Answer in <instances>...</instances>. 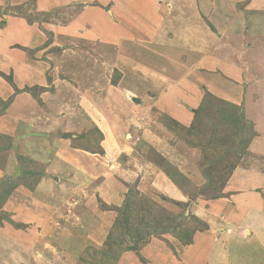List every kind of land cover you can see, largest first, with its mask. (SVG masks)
Returning a JSON list of instances; mask_svg holds the SVG:
<instances>
[{"label":"rangeland","instance_id":"1","mask_svg":"<svg viewBox=\"0 0 264 264\" xmlns=\"http://www.w3.org/2000/svg\"><path fill=\"white\" fill-rule=\"evenodd\" d=\"M91 9L102 11L92 14V25ZM233 29L240 38L232 36ZM210 31L216 37L210 38ZM208 46L210 56L203 59ZM14 50L25 60L49 64L44 87L22 86L27 77L20 73L16 80L12 69L0 68V79L19 90L13 88L10 98L24 91L39 111L58 116L63 111L64 118L48 125L47 132L31 133L46 137L47 157L52 148H61L51 172L66 185L37 186L45 173L33 144H25L30 155L24 156L17 136L0 137V168L15 147L18 170L34 171L26 178L12 170L0 177V200L5 185H13L8 198L21 204L22 216L29 210L18 217L4 207L8 198L1 205L0 264H189L183 249L212 231L218 239L211 256L218 261L264 264V202L247 207L246 200L236 199L249 169L264 174V155L249 149L256 135L264 137V103L241 105L252 125L249 134L247 126L230 121L232 102L218 96L221 84L240 94L237 82L222 70H264V0H0L1 56ZM56 77L60 84L52 83ZM260 77L258 88H264ZM189 112L190 123L180 120ZM243 139L249 140L245 153ZM259 139L255 149L264 151ZM17 155L24 158L18 161ZM130 191L139 194L131 197ZM191 193L196 197L184 209L175 202L190 200ZM128 199L137 215L154 219L155 226V219L182 212L176 232L157 233L149 224L140 239L126 241L120 220ZM35 202L62 211L49 220L56 227L30 215L41 211ZM238 204L245 211H236ZM130 221L127 226H142ZM114 223L119 226L108 240ZM96 226L99 238L105 234L101 245L90 240ZM104 250L108 259L99 263L96 256Z\"/></svg>","mask_w":264,"mask_h":264},{"label":"crops","instance_id":"2","mask_svg":"<svg viewBox=\"0 0 264 264\" xmlns=\"http://www.w3.org/2000/svg\"><path fill=\"white\" fill-rule=\"evenodd\" d=\"M204 11V10H203ZM96 12L98 14H100L102 11L100 10H96V9H91L89 10L88 16H90V24L92 25L93 21H94V16H92V14L96 15ZM102 19V16H100ZM101 19H97L98 21H101ZM25 24V23H23ZM200 26V24L197 25V27ZM69 27V26H68ZM217 26H214V28H216ZM69 29V28H68ZM195 31L197 32V28H194ZM202 30L203 27H200L199 30V34H202ZM189 33H192V30L189 29ZM230 33L232 34V36H235L238 38V36H240L241 34L238 33L235 29L230 30ZM210 38H214V36L216 37V34L210 31L209 33ZM190 36V35H188ZM208 37V36H207ZM187 42H193V40L189 39L186 40ZM207 40H198L197 42H204ZM210 42V41H209ZM206 43V42H205ZM30 45V44H28ZM206 53H205V57L203 59H207V57H209V50H210V46L206 47ZM24 51V50H23ZM254 52H257V49L254 50ZM258 53V52H257ZM1 52H0V68L2 69V71L4 70H10L12 69L14 71V77L18 75L21 76V74L23 76H26L27 79L25 81H20V83H22V86L25 85H31V84H39L40 86H47V80L45 78V75L48 71L49 68V64L47 61H41V60H29L28 58L25 60V56L21 57L20 53H15V50L13 52H8L5 54L4 57L1 56ZM213 60V59H212ZM205 64V63H204ZM238 65V64H237ZM57 66V65H56ZM55 66V67H56ZM62 67V65H58V68L60 69ZM57 69L53 67V70ZM261 69V68H260ZM227 70V69H226ZM251 67L248 70V73H244L243 70L241 69V66H234V67H229V69L225 72L224 70H222V73L226 76L229 77V80H233V82H237L236 87H239L240 90V94L239 96L236 97V94H234V90L231 89L227 86H224L223 84H221V89L219 92V97H221L222 99L225 100H229L230 102H232L233 104L236 105H242L244 108H247L248 106L253 105L254 103H264V88H258V83L257 81L259 80V78L262 75L264 76V70L263 72H261L258 68L253 69V71L250 73L251 71ZM262 70V69H261ZM1 71V70H0ZM56 72H58V70H55ZM51 72V69H50ZM50 72L48 73L50 75ZM257 72H261V73H257ZM21 73V74H20ZM58 74V73H57ZM206 75V73L204 74ZM201 76V74H200ZM248 76V81L247 83L244 84L243 79H245V77ZM152 79L155 78L153 76H150ZM202 77V76H201ZM17 80V77H15ZM57 79V80H55ZM54 79V81H52V83L54 82L55 85L60 84L61 81L56 77ZM164 79V81L167 79H169V77H167V75L164 74V77L162 78ZM159 80V78H158ZM166 80V81H167ZM246 80V79H245ZM6 81H2L0 79V98L2 99H6L8 97L11 96V93L14 91L12 87H10L9 83H5ZM19 82V81H18ZM17 85V84H16ZM19 87H21L20 85H18ZM120 90H122V88H120ZM231 91V92H230ZM262 92V93H261ZM35 103H33L32 97L30 94H28L27 92H20L18 94H15L11 100V102L4 108V110L2 111V113H0V134L3 135H11L16 137V146H17V142H18V147H19V152L20 154H24V156H29L30 153H28L27 147L25 146L26 143L31 142L33 144V147L36 149V158L39 159V162H42V170L44 171V175L41 174V179L40 181H38V184H36L37 186H41V184L43 186L47 185L48 188H53L55 187H61L63 185H66L64 181H62L61 179H59L57 176H55L54 172H51L52 170V166L54 165V162L58 160V152L61 151V148L58 146L56 148H52L53 150V154L51 155L52 157L49 158L48 156V149L45 147V143L44 141H42V139H45L46 137L43 136V134L40 136H36L35 134H32L31 131H37V132H43V130H46L45 132L48 131L47 126L53 125V124H57L60 120L62 119V117L64 118V113L63 111H60V114L58 116V114L56 115H50L47 112L45 113L44 111L40 110V108L36 107V105H34ZM191 107H194V101H190L189 103ZM58 107V106H57ZM188 118L186 116H181L180 120L184 117V122H188L190 123L192 120V114L189 112L188 113ZM39 116V117H38ZM191 116V118H190ZM27 119L31 121V123H28L30 121H27ZM24 122L26 125H24V123L22 124L23 127H20V124ZM32 126L33 129H30ZM20 127V131H18ZM30 127V128H29ZM34 128H36V130H34ZM39 128H43L42 130H39ZM106 129V128H105ZM104 129V131L106 132V130ZM19 135V136H18ZM19 137V138H18ZM38 137V138H37ZM259 137H261L260 135H256L254 137V139H252L250 145H249V149L254 152L255 154H259L260 155H264V151L258 146L255 149V142L259 139ZM107 139H104V142ZM260 142L262 144V142H264V137L262 136L260 139ZM254 146V147H253ZM15 148V147H12ZM12 148L8 149V159L6 161V164L4 165L3 168H0V177L5 174L12 171H19L18 170V162L16 160V153L12 152ZM106 152L105 153H109V151L107 149H105ZM47 151L46 155L45 152ZM32 156V155H31ZM46 157V158H45ZM52 164V165H51ZM140 170V169H138ZM251 169L248 170V181L245 182L243 180L242 183V187L239 188L241 189V191H237L236 192V199H241V200H246L244 204L247 203V207H251L252 204L255 203H260L262 204V202H264V174L261 175L255 171H250ZM146 171V170H145ZM144 173V171H142ZM54 175V176H52ZM55 177L57 178V180H54ZM51 179V180H50ZM52 181H55L54 183ZM41 183V184H40ZM22 188V187H20ZM20 188H18L16 191L20 190ZM43 188V187H42ZM253 189V190H250ZM23 190V189H22ZM258 190V192H256ZM25 192V190H24ZM235 192V191H234ZM110 199H115V197H112ZM13 197L10 196V198H8V200L4 203V207L7 208L8 210H10L11 212H17L16 216L18 215V217H24L29 213L28 211H25V215L22 216V214L20 213L18 207L21 205L20 203L14 205V201H13ZM39 203L41 204V202H35L34 204ZM33 204V205H34ZM249 205V206H248ZM3 206V205H2ZM27 205L25 206L26 209ZM245 206L243 205V207L238 204V208L236 211H245L243 208ZM33 208H30V210L32 211ZM41 211L37 212L35 210H33L32 212H30V215L37 217V218H41L43 220V226H48L47 228H54L56 227L55 224H49V220H51L53 217H55L58 214H62V211L59 210H55L54 205L53 204H41ZM19 213H18V211ZM108 213V212H107ZM111 213V212H110ZM225 213L224 216H227L228 211L223 212ZM48 214L51 217H48ZM66 214V212L64 213ZM107 216V215H105ZM104 217V216H102ZM106 218V217H104ZM100 227L96 226V228L94 230H92L89 234V236H95V238H91L90 240H92L96 245H101L102 244V239L105 236V234H103L104 236H102L101 238H99L98 233L100 232L98 231ZM97 233V234H96ZM213 233L216 234L215 231L211 232V235H209V237L206 239L204 237L203 242H197L194 241L193 244L189 245L188 249H183L184 253L187 255L186 257H184L183 259H187V261H189V264H226L225 262L218 261L220 260V258H218L217 256V260L214 258L215 254H213V257L211 256V251H215L216 248V242L218 239V236L216 237V235H214ZM101 235V234H100ZM194 240H197L194 239ZM189 257V260H188ZM184 262V261H183ZM188 264V262L186 263ZM240 264V261H239Z\"/></svg>","mask_w":264,"mask_h":264},{"label":"trees","instance_id":"3","mask_svg":"<svg viewBox=\"0 0 264 264\" xmlns=\"http://www.w3.org/2000/svg\"><path fill=\"white\" fill-rule=\"evenodd\" d=\"M11 83H12V86H13V88L15 90L14 93L15 92H19V90L15 87L14 83L13 82H11ZM207 95H210V94L207 93ZM9 102L10 101H3L0 98V113H2V111L8 105ZM229 105H230V107H232L233 109H235L234 112L230 113V119H232L230 121L237 122L242 127L247 126L248 132L250 131L249 134H252V131H253L252 125H251L250 122H246V119L244 117V113H243V109L241 108V105H236V104H233V103H229ZM194 118H195V115H194ZM4 136H6V135H3L2 134L0 137H4ZM250 136H252V135H250ZM248 143H249V140L248 141L247 140L244 141V139L242 140L241 145L244 146L243 153L246 152ZM23 158H24L23 156L17 155L18 161L22 160ZM203 162H204V160L202 161V163ZM19 165H21V164H19ZM19 167H20V176H22L23 178H26L25 176L31 175L34 172L31 169L24 171V169H22L21 166H19ZM208 175L209 174H207V172H204V176L208 177ZM5 187H7V188H3L2 189L3 195H2V198L0 200V207L5 202V200L8 198V196L11 194V191L13 190V185H5ZM130 194H131V197L133 196V194L136 196L137 194H139V191H135L133 194L130 191ZM193 194H196V193H193ZM193 194L192 193L190 194V200H187V201H184V202L183 201H175V202L178 205H181L182 208L184 209L185 206H187V204H189V202L196 197V196L194 197ZM145 200H147V199L142 198V201L144 203V209L147 210V208H145V207H148V204L146 203L147 201L145 202ZM131 204H132L131 203V199L130 200L128 199V200H126V202H124L121 205L122 206V211H121L122 218H121L120 222L121 223L123 222L122 223L121 230H124V234L126 235L125 236L126 241H128V237L131 239L133 236L140 239L141 238V235L139 233L141 232V229L143 228V226H146V225H149V224L151 226H153L152 229H154L155 231H158L157 233H165V232H170L171 233V232L175 231L178 228L177 227L178 223L176 221L178 219H180L181 216H183V214L181 212V213H177V214H171L170 216H167V218H164V219L163 218H157V219H155L156 220V223H155L156 226H155L154 225V219H149L148 221H143L144 220V219H142L143 218V215L142 214H140V216L137 215L138 214V211L134 210L131 207ZM141 211H143V209ZM149 216L152 217V218H154L152 215H149ZM131 218H133L135 221L141 223L142 226L140 228L130 227V225L127 226L128 224H130ZM163 222H168V223H163ZM173 222H174V224H173ZM117 226H119V225H116L115 223L112 225L111 230L107 233L108 240H111V237H112L111 234L113 233L112 231H113V229H117ZM179 236L182 237V238H186V234L184 232H180L179 231ZM188 236L190 237L191 234L188 235ZM187 240L189 241V239H186L185 243H188ZM126 248H128V249H134L135 246H134V244H132V245H129L128 244L126 246ZM98 255L99 256H96V260H98L99 263H105V260L108 259V254H107V251L106 250L99 252ZM105 264H107V263H105Z\"/></svg>","mask_w":264,"mask_h":264}]
</instances>
